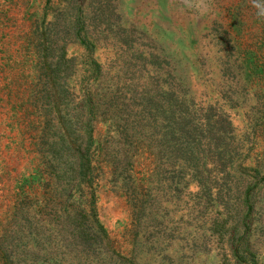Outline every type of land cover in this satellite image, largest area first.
<instances>
[{
  "label": "rangeland",
  "instance_id": "1",
  "mask_svg": "<svg viewBox=\"0 0 264 264\" xmlns=\"http://www.w3.org/2000/svg\"><path fill=\"white\" fill-rule=\"evenodd\" d=\"M67 2L0 0V264H264V178L253 181L245 233L231 231L222 214L213 219L232 200L231 187L239 181L241 188L255 167L264 173V18L256 15L264 14V0H94L90 6L105 13L91 14L89 27L97 24L93 58L109 63V75L129 76L122 70L128 52L118 41L134 25L137 45L158 51L143 73L164 64L179 95L230 122L236 147L222 167L206 160L199 169L208 179L205 191L193 168L168 167L149 153L131 156L126 126L115 132L113 114L105 121L94 113L81 135L89 146L88 177L64 189L57 177L62 165L53 169L50 160L49 139L60 127L50 111L42 33L53 18L64 25ZM59 32L70 36L63 27ZM65 44L75 117L88 57L74 38ZM78 187L94 191L97 230L112 261L61 244L62 206L78 204ZM219 189L221 199L214 196Z\"/></svg>",
  "mask_w": 264,
  "mask_h": 264
},
{
  "label": "trees",
  "instance_id": "2",
  "mask_svg": "<svg viewBox=\"0 0 264 264\" xmlns=\"http://www.w3.org/2000/svg\"><path fill=\"white\" fill-rule=\"evenodd\" d=\"M84 2V0H68L67 10L62 7L65 11V23L62 27L66 34L69 33V37L59 32L62 27L56 18L48 22L49 25L42 33V39L46 41L42 49L44 60L49 65L50 111L57 116V125L60 127L54 130L49 139V148L52 151L50 160L53 169L62 165L57 171V177L63 180L64 189L69 188V184L75 179V184H81L88 177L89 146L83 145L81 135L87 130V122L90 115L94 113L96 117L105 121L113 114L112 118L116 119L111 123H114L115 132L124 131L126 128L128 133L126 141L129 149L133 150L131 156L136 151L141 156L149 153L156 156L158 163H161V160L166 162L168 167L174 168L175 165H180L193 168L194 176H199V186L202 187L200 190L205 191L204 188H209L208 179H201L199 169H206V160L208 163L211 160L215 165L222 167L223 158L229 154V148L236 147L233 143L235 135L230 128V122L224 117L215 115L211 108L198 107L187 102L183 95H179L170 84H174V80L170 74H167L164 64L159 62L156 67H152L151 73L147 71L143 73L144 68L150 64L153 54L158 51L151 49L145 42L140 46L139 40L137 45L133 35L136 29L134 25L127 27L126 35L124 36L122 32V36L119 37L122 42L118 41L119 46H123L128 52V59H126L128 63H123L122 70L129 76L126 75L125 79L119 81L115 79L114 73L109 75V63H102L96 57L93 58L99 34H95L99 30L93 32L97 24L92 28L93 31L89 27L91 14L95 19L102 17L105 13L102 8L101 11L90 9L94 0ZM106 19L109 21L108 18ZM116 31L112 32V39ZM103 35L108 36L109 33ZM71 37L84 46L85 57H88L82 60L84 75L78 92L75 117L68 107L71 98L66 90L68 86L66 78L64 79L70 67V61L65 57V43L66 40H72ZM152 62L155 64V59ZM118 73L123 74L120 71ZM124 88L128 91L125 92ZM255 130L251 128L253 136L256 134ZM143 138L147 140V144L143 142ZM126 161L131 165L132 157L131 160L128 157ZM228 162L231 166L232 161ZM260 172L261 169L255 167L250 179L242 181L241 188H238L239 181L234 185V189L231 187L232 200L223 202V205L221 203V209L216 210L217 214L213 219L222 214L224 219L231 221L229 226L231 231L236 232L239 227L245 233L252 219L250 215L252 199L249 196L253 181H256V177L264 178V173L260 176ZM237 178L240 180V176ZM247 180H250V183ZM78 188H80V191L77 190L78 204L63 202L61 244L75 250H85L89 257L94 251L95 260L104 258L112 261V253L109 252L107 245L100 241L102 234L97 228L99 221L93 205L94 191L88 192L86 189ZM221 191H215L214 196L221 199ZM102 229L105 231L104 226ZM238 236L232 235L231 239L233 240V237L239 239ZM235 248L236 246L233 249L234 254ZM85 258L87 259V254L84 255V260ZM250 260L255 262V258L251 256Z\"/></svg>",
  "mask_w": 264,
  "mask_h": 264
},
{
  "label": "clouds",
  "instance_id": "3",
  "mask_svg": "<svg viewBox=\"0 0 264 264\" xmlns=\"http://www.w3.org/2000/svg\"><path fill=\"white\" fill-rule=\"evenodd\" d=\"M256 15H257L258 18H264V14L256 13Z\"/></svg>",
  "mask_w": 264,
  "mask_h": 264
}]
</instances>
